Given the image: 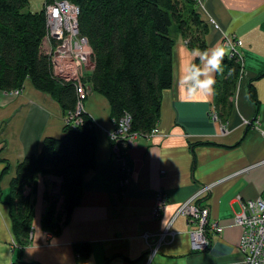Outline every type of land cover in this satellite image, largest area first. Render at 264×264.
Wrapping results in <instances>:
<instances>
[{"label": "crops", "instance_id": "crops-1", "mask_svg": "<svg viewBox=\"0 0 264 264\" xmlns=\"http://www.w3.org/2000/svg\"><path fill=\"white\" fill-rule=\"evenodd\" d=\"M199 10L208 24L207 51L174 32L173 83L163 92L157 131L119 156L111 145L109 102L92 90L83 104L97 131V151L79 204L68 222L46 230L42 219L50 203L56 200L62 211L61 178L35 176L26 188L34 214L24 244L7 203L10 182L16 165L38 154L45 138L63 136L66 117L30 80L21 90H0V264H244L236 216L247 201L264 198V0H200ZM227 39L240 42L243 71L223 107L214 82L217 53ZM50 47L45 38L44 50ZM202 186L210 189L199 203L223 231L208 230L210 245L196 250L189 235L196 224L176 211ZM159 193L165 206L156 216ZM170 221L179 235L159 244ZM79 242L90 244L87 257L77 253Z\"/></svg>", "mask_w": 264, "mask_h": 264}, {"label": "trees", "instance_id": "trees-1", "mask_svg": "<svg viewBox=\"0 0 264 264\" xmlns=\"http://www.w3.org/2000/svg\"><path fill=\"white\" fill-rule=\"evenodd\" d=\"M30 1L0 0V90H21L30 80L35 88L52 95L68 118L79 102L77 86L54 76L43 48L48 30L45 8L32 12ZM68 1L79 6V31L92 48L94 67L85 76L87 87L107 99L116 127L129 117V133L148 136L160 120L163 92L173 83L174 32L191 47L198 44L203 54L207 51L208 24L201 18L200 0ZM228 51L223 48L217 53L220 72L214 82L216 103L223 107L230 103L243 71L241 58ZM250 93L254 88L250 87ZM63 132L59 138H45L38 154L16 165L7 203L22 244L29 240L34 214L26 193L33 178H61L62 211L53 200L42 219L46 230H56L62 220L69 221L79 204L85 175L94 166L97 131L91 116L83 112L79 122L65 123ZM9 168H4L3 175ZM75 249L80 256L91 253L87 243H76Z\"/></svg>", "mask_w": 264, "mask_h": 264}, {"label": "built area", "instance_id": "built-area-1", "mask_svg": "<svg viewBox=\"0 0 264 264\" xmlns=\"http://www.w3.org/2000/svg\"><path fill=\"white\" fill-rule=\"evenodd\" d=\"M45 12L48 22L46 38L49 39L51 47L48 54L53 67L55 77L75 83L79 94V102L75 113L66 118L67 122H79L84 111L82 104L89 90L85 83V76L90 72L94 64L92 62V48L88 39L79 31V6L68 0H53L47 3ZM224 48H227L230 56H242L237 50L240 44L237 40H224ZM80 114V117H77ZM130 118L124 117L118 127L114 125L111 133V141L114 142L113 149L123 156L128 147H131L139 137H146L138 133H129ZM156 128L152 130L155 133ZM121 146L126 147L123 151ZM126 169L127 166H125ZM210 186L200 187L192 196L185 200L177 209L176 216L186 215L196 228L189 231L192 246L196 250H204L210 245L211 240L208 230L213 235L220 234L223 226L219 223L209 222V208L199 203L209 192ZM165 206V195H157L155 215H160V210ZM243 212L236 216V223L242 227V235L239 246L244 254V264H264V198L249 200L243 204ZM173 221H170L159 235V244L165 241H174L179 232L173 228ZM209 228V229H207ZM150 234H145L149 242ZM158 246L152 250L153 256Z\"/></svg>", "mask_w": 264, "mask_h": 264}, {"label": "rangeland", "instance_id": "rangeland-1", "mask_svg": "<svg viewBox=\"0 0 264 264\" xmlns=\"http://www.w3.org/2000/svg\"><path fill=\"white\" fill-rule=\"evenodd\" d=\"M52 1L53 0H49V1L46 2V4L47 3H51ZM44 3H45V0H31L30 3H29V10L32 11V12L40 11L41 9L44 8ZM45 7H46V5H45ZM89 93H90V91H89ZM88 96H89V94H88ZM88 96L85 99H83L82 102H84L85 100H87L88 99ZM82 106H83V109H85L84 108V104H82ZM77 117H80V114ZM65 122H66V120H65ZM113 145H112V147H113ZM206 248H208V246Z\"/></svg>", "mask_w": 264, "mask_h": 264}, {"label": "water", "instance_id": "water-1", "mask_svg": "<svg viewBox=\"0 0 264 264\" xmlns=\"http://www.w3.org/2000/svg\"><path fill=\"white\" fill-rule=\"evenodd\" d=\"M88 90L91 92L92 91V88L91 87H88Z\"/></svg>", "mask_w": 264, "mask_h": 264}]
</instances>
